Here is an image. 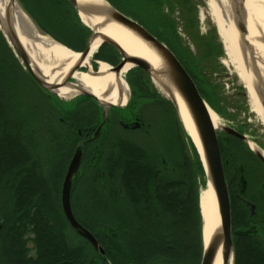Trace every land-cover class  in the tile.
<instances>
[{"label":"trees","instance_id":"1","mask_svg":"<svg viewBox=\"0 0 264 264\" xmlns=\"http://www.w3.org/2000/svg\"><path fill=\"white\" fill-rule=\"evenodd\" d=\"M144 2L146 8L154 7L151 9H159L162 4V0ZM110 3L134 18L121 1ZM72 12L77 18L73 9ZM188 23L191 28L192 21ZM168 27H173V23L169 21ZM155 36L167 46L175 41L172 34L166 39ZM177 57L215 111L216 99L200 69L191 58ZM166 103L171 106L169 101ZM51 114L56 140L75 134L66 132L54 112ZM22 130L21 122L9 119L0 96V264H199L202 223L198 179L202 184L205 180L199 156L187 135L190 158L177 157L173 149L167 148L168 160L162 156L160 160L135 142L122 140L113 144L101 168L105 187L98 184L97 189L92 187L87 192L90 210L103 207L109 214L107 220H94V213L86 222L79 220L87 228L97 227L101 233L98 236L88 228L105 251L100 261V254L92 251L86 241L71 240L66 232L68 225L60 208L59 191L69 158L54 183L50 180L53 164L45 173L32 152L29 133L23 135ZM171 140L174 139L169 138L168 142ZM233 228L234 253L238 257L243 254V233L240 227ZM27 233L33 236V255H29Z\"/></svg>","mask_w":264,"mask_h":264},{"label":"rangeland","instance_id":"2","mask_svg":"<svg viewBox=\"0 0 264 264\" xmlns=\"http://www.w3.org/2000/svg\"><path fill=\"white\" fill-rule=\"evenodd\" d=\"M108 1L112 3L121 1V4L135 15V20L153 35L159 34L166 39L172 34L175 41L171 44L167 43L168 46H170L176 55L178 54L180 57L184 55L191 58L193 64L200 69L199 71L205 81L212 87V91L217 94V103L215 104L216 108L214 112L219 116L222 123L234 129L242 127L244 132L250 137L264 138V126L262 125L260 117L251 111V104L246 96L243 84L237 77L233 66L228 63L229 60L226 56L216 25L208 18H205L203 21L200 19V13L205 7L206 0H162L159 9H151L154 7L146 8L144 0ZM25 2L30 11L51 33L66 42L70 40L74 41V39L79 41L77 48L80 50L73 51L79 52L84 49L89 36V30L81 26L73 17L74 14L67 2L64 3L63 0H40V2L39 0H25ZM55 5L58 8L54 7ZM54 13L59 17L56 21L54 20ZM167 21L173 23V27L167 28ZM191 21L193 26L190 28L188 27L190 25L188 22ZM2 39L0 36V96L6 105L9 119L18 121L19 123L21 122L23 125V135L29 133L27 138L32 145V152L38 158L40 166L44 168L45 173L49 172V168H52L51 165L53 164V177H50V180L55 183V180L57 182L55 176L62 174L72 147L70 136H63L58 140L54 138L51 126V124L53 125L54 119H50V116L53 115L51 113L54 112L55 117L58 119V124L65 117L66 119L72 120L73 125H84L85 123L81 120V117L84 115H81L82 112L79 109L81 103L84 101L80 100L76 103V100L73 99L69 102H64L56 97L47 96L43 92H40L23 73L22 68ZM239 40L240 36L238 35ZM239 46L241 50L240 55L245 64L246 60L243 57V48L240 45V41ZM107 47L106 44H102L100 52L105 51ZM117 61L119 62V59ZM95 66L97 67L98 63ZM141 73H143L141 80L143 83H147L151 93H154L156 97H160L167 102L168 100L164 94L157 88V91L155 90V85L150 81L148 76L144 72ZM131 74L133 75V73ZM253 75L254 80H256L254 73ZM123 77L128 87H131L130 81L127 79L128 74L126 73ZM200 84L202 87H206V84ZM203 95H205L204 92ZM48 101L65 112L64 114H68L63 115L58 113ZM166 102L153 104H145L142 102L137 106L139 110H142L141 112L146 119L149 120V122L147 121L149 126L145 135L135 131L122 133L129 138L135 136L141 143H138L141 147L147 148L152 153L154 151L159 154L161 153L162 157L167 158V160L169 158V154L166 152L167 148L169 151L173 149L177 157L186 155L190 158L191 147L186 138V133L183 129L181 131L180 124L178 125L177 115L172 104L170 103L171 108ZM127 109H117V111L122 114ZM74 113H76L75 117H73ZM136 116L140 117L139 114H136ZM141 119L146 123V119ZM169 138H173L174 140L168 142ZM256 145L264 151V143L263 145ZM94 175L96 176V173ZM77 181L75 183L74 194L84 192L82 198L87 205L89 196L88 193H85V189L88 191V180L81 179L79 182ZM205 188V184H202L199 178V196ZM75 212L82 222H86L85 220L89 218L90 213H94L93 219L98 222H105L107 220L106 217L109 215L104 211L103 207L95 208L94 212H92L88 205L86 210L82 212L75 210ZM88 228L94 230L100 236L101 233L97 231V227L90 226ZM66 232L71 240H81L71 229L68 228ZM32 237L31 233L25 235L29 255L34 254Z\"/></svg>","mask_w":264,"mask_h":264},{"label":"water","instance_id":"3","mask_svg":"<svg viewBox=\"0 0 264 264\" xmlns=\"http://www.w3.org/2000/svg\"><path fill=\"white\" fill-rule=\"evenodd\" d=\"M230 1L234 15V27L241 39V37H243L247 32L245 23L246 13L243 6V0ZM66 2L75 12L81 25L89 30V36L84 49L79 51L80 54L78 59L72 63L71 67H68L61 74V81L59 85H47L39 78L32 60L28 56L24 46L22 45V42L20 41L19 33L14 25L10 13L4 11L3 16L0 17V35L22 68L23 73L40 90V92H43L47 96L56 97L57 99L64 102H69L73 99L76 100V103L80 100H89L92 104H94L100 114L99 126L96 128L93 134V137H96L101 128L108 124L110 110L113 109L114 111H117V109L121 110L125 108L132 97V94L135 92L132 87H128V84L123 77L128 89L127 98L123 105L103 104L98 99V97L88 90L79 91L68 99L60 97L56 94L55 91L58 86L68 84V80L72 78L73 74L81 67L82 61L89 53L91 41L98 35L95 29H89L87 26L83 25L80 20V15L93 14L95 16H99L103 19V23L98 24V28L108 23H113L119 28L128 31L134 38L145 44L151 50L152 54L157 57V67H152L151 64L142 57L127 55L113 39L103 38L100 46L102 44H106L118 54L119 62L117 64L112 66L106 63L110 67L111 71L115 74H119L123 67L128 64L131 69L138 68L143 71L154 85L155 81L157 80L162 83L161 87L165 92V98L172 104L183 131L186 133L195 147L203 168L205 186L208 184L210 185L214 198L216 227L213 228L211 237L207 244L204 242L203 218L199 201L202 223V251L199 264H212L220 248L222 250V264H227L229 259H231V263L234 264L235 253L231 234V208L218 144V133L223 132L231 135L246 142L249 146L247 137L224 123H221L220 125H214L210 115V111L212 110L214 112V110L208 105L206 100L200 94L195 82L186 71L176 54L164 42L150 33L137 20L116 8L108 0H103L101 5H90L78 0H66ZM14 3V10L16 16L18 17V21L21 23V27H24L25 30L28 29L29 31L37 34V36L48 38L64 45L40 25L37 19L29 12L22 0H14ZM64 46L67 47L66 45ZM99 61L101 60H97L95 58L94 65ZM155 87L158 89L156 85ZM255 91L260 97V93L257 92V87H255ZM48 103L54 109H56L58 113L63 115L68 114H64L65 112L53 105L50 101H48ZM261 104L264 107V101L261 102ZM181 111H183L187 117L198 144L186 132L181 118ZM135 114H138V108L135 109ZM138 125L139 124L137 123L135 127ZM249 148L252 153L264 163L262 150L257 146L256 149H253L250 146ZM83 153V146L81 144L77 145L69 159L60 185V208L68 227H70L71 230L74 231L78 236L86 240L96 253L104 254V250L95 236L86 227L80 224V222H78L71 208L72 191L80 174L79 167Z\"/></svg>","mask_w":264,"mask_h":264},{"label":"bare ground","instance_id":"4","mask_svg":"<svg viewBox=\"0 0 264 264\" xmlns=\"http://www.w3.org/2000/svg\"><path fill=\"white\" fill-rule=\"evenodd\" d=\"M90 5H101L103 0H78ZM245 9L246 34L241 37L243 57L240 55L238 33L234 27V15L230 0H206L205 7L201 10L200 19L208 18L216 25L218 34L222 39L226 56L234 68V71L243 84L246 96L251 104V111L260 117L264 126V0H243ZM14 0H0V17L4 11L9 12L14 25L19 33L20 41L24 46L28 56L32 60L39 78L47 85H59L61 74L71 67L78 57L79 52H75L69 47L57 43L51 39L37 36V34L25 30L21 27L15 13ZM80 20L89 29H95L98 35L91 41L88 55L81 63V67L68 80V84L58 86L56 94L63 98H71L79 91L88 90L94 94L103 104L123 105L126 101L128 89L123 80V76L131 70L127 64L119 74L111 71L110 67L101 61L94 67V60L103 38H110L116 41L121 49L132 56H139L148 61L152 67H157L158 59L151 50L141 41L134 38L128 31L119 28L113 23H108L102 27L103 19L93 14H81ZM256 80H254V75ZM72 83V84H71ZM155 85L164 94L162 83L155 81ZM260 93V97L255 91ZM214 125L222 123L219 116L210 111ZM181 118L186 132L198 144L192 127L181 111ZM249 146L256 149L253 142ZM264 156V151H262ZM200 208L203 218L204 242L207 244L211 237L213 228L216 227V213L214 198L210 185L208 184L199 196ZM212 264H222V250H218ZM227 264H232L229 259Z\"/></svg>","mask_w":264,"mask_h":264},{"label":"flooded vegetation","instance_id":"5","mask_svg":"<svg viewBox=\"0 0 264 264\" xmlns=\"http://www.w3.org/2000/svg\"><path fill=\"white\" fill-rule=\"evenodd\" d=\"M99 59L114 66L118 63L117 60L119 59V56L111 47L108 46L105 51L100 52ZM94 67L96 66L94 65ZM141 72L143 71L138 68H132L127 72V79L130 81V85L135 92L132 94V97L125 107L128 109L122 114L114 111L113 109L110 110L108 124L101 128L96 137H93V134L96 128L99 126L100 114L97 107L94 106L89 100L82 102L79 108L80 112L83 113H81V115L85 116L81 117V120L85 123L84 125H73L71 122L72 120L66 119L65 117L62 120L59 118L61 121L59 125H61L66 132L75 131V135L71 136L70 138L72 147L70 157L77 145L81 144L83 146L84 153L79 167L80 178L77 182H79L81 179H87V190H89V188L91 189L92 187L97 189L98 184H100L99 187H105L106 184L104 182V170H99V168L103 167L106 156L109 152H111L114 143L122 140L133 143L135 142L137 144L140 143L139 140L135 138V136L133 138H129L122 132L127 133L135 131L137 133L141 132L143 135L146 134V130L149 126V120L146 119V117L141 112L142 110L139 109L138 114L140 117H137L134 109H136L137 106L142 102L145 104L165 103L163 99L156 97L154 93H151L147 83H143L141 80L143 73ZM131 73H133V75ZM210 88L212 91V87ZM155 90L157 91L156 87ZM212 94L217 103V94L213 91ZM147 100L148 102L146 103ZM75 116L76 113H74L73 117ZM141 118L146 119V123ZM137 123L139 125L135 127ZM116 128H118L119 131L118 129L115 130ZM236 130L247 137L248 143L253 141L255 145H263L264 138L250 137L244 132L242 127L237 128ZM218 144L230 200L232 239L235 238V229L233 227H240L243 233L241 239V242L244 246L242 250L243 254L238 257L235 256L234 264H264V163L252 153L246 142L231 135L219 132ZM154 153L159 156V158L162 156L161 153L159 154L156 151H154ZM95 173L96 176L94 175ZM99 177H101L100 179L102 181L99 179ZM75 187L76 185L73 187L71 196V208L75 218L78 220V222H80L77 218V215H75V210L82 212L85 210L87 205L82 198L84 192H77L74 194ZM87 192L88 191L85 189V193ZM89 195L90 193L88 196ZM80 224L82 223L80 222ZM68 228L71 229L70 227H67L66 230ZM77 237L81 238L78 235ZM91 249L94 251L92 247ZM103 256L104 254L99 255L100 261H102Z\"/></svg>","mask_w":264,"mask_h":264},{"label":"crops","instance_id":"6","mask_svg":"<svg viewBox=\"0 0 264 264\" xmlns=\"http://www.w3.org/2000/svg\"><path fill=\"white\" fill-rule=\"evenodd\" d=\"M23 2H24V4L26 5V7H27V9L29 10V12L37 19V17L30 11V9L28 8V6H27V4H26V2H25V0H22ZM36 1V0H35ZM39 2H40V0H39ZM63 2L65 3L66 2V0H63ZM36 3V2H35ZM41 4V3H40ZM42 6V5H41ZM68 6L70 7V5L68 4ZM54 7H56V8H58V6L57 5H55ZM68 7V8H69ZM71 8V7H70ZM72 9V8H71ZM54 15H55V21L56 20H58L59 19V17L58 16H56V14L54 13ZM74 17V16H73ZM77 21H78V23H80L79 22V20L76 18V17H74ZM37 21L40 23V25L46 30V31H48L51 35H53L56 39H58L60 42H62L64 45H66L67 47H69L70 49H72V50H80V49H78L77 47H78V44H79V41H77L76 39L74 40V41H72V40H70V41H68V42H66V41H64V40H62V39H60L58 36H56V35H54L53 33H51V31H49L47 28H45L42 24H41V22L37 19ZM81 24V23H80ZM82 26V25H81ZM72 44V45H71ZM100 50H101V48H99V50H98V52H97V55H96V59H98V60H100L99 59V57H100Z\"/></svg>","mask_w":264,"mask_h":264}]
</instances>
